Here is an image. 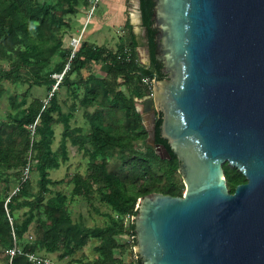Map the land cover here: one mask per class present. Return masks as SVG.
I'll return each mask as SVG.
<instances>
[{
	"label": "water",
	"instance_id": "water-1",
	"mask_svg": "<svg viewBox=\"0 0 264 264\" xmlns=\"http://www.w3.org/2000/svg\"><path fill=\"white\" fill-rule=\"evenodd\" d=\"M154 2L156 58L166 78L153 79L152 95L185 192L138 200L137 259L264 264V0ZM146 130V143L170 159L156 144L154 118ZM225 163L246 179L233 193Z\"/></svg>",
	"mask_w": 264,
	"mask_h": 264
},
{
	"label": "trees",
	"instance_id": "trees-1",
	"mask_svg": "<svg viewBox=\"0 0 264 264\" xmlns=\"http://www.w3.org/2000/svg\"><path fill=\"white\" fill-rule=\"evenodd\" d=\"M63 1L68 4L71 0ZM154 9V0H139L141 23L146 30V45L150 52L149 65L139 62L136 40H132L128 47L117 53L106 46L87 42L75 52L69 49L63 63L55 69L56 73L63 72L64 76L60 82L51 80V85L55 87L49 101L44 103L38 99L34 100L22 111L23 117L19 129L25 140V149L31 151L29 159L17 157L15 160V154L11 151L0 150V173L5 166L9 168L22 166L29 172L37 171L40 176V192H45L50 184L56 185L62 182L52 181L49 177V170L58 169L67 159L64 142L58 152L51 150L54 139L53 126L57 123L53 114L60 110L57 103V90L65 83L72 84L70 79L72 73L80 74L81 70L89 64L102 63L104 64L100 70L102 77L94 75L88 79L80 77L77 83V89L84 90L81 100L83 105L104 107L91 117L90 131L84 133L80 128L70 129L67 121H63L65 125L63 141L69 139L92 159V172L84 178L75 177V192L87 198L91 196L95 185L105 183L101 199L120 215H130V217L136 215L135 206L138 200L148 193L158 192L180 197L183 195L184 185L177 178L180 174L178 172L180 162L167 141L160 135L162 116L155 120L156 143L163 144L168 149L170 159H161L150 154L149 151L152 148L146 145L148 132L143 125L141 114L136 110L134 101V98H143L152 93V90L145 85L144 79L160 81L166 78L162 72L163 63L156 58L155 37L158 31L152 27ZM9 16L19 19V22L15 26L11 23L0 24V46L8 51H14L20 45L24 48V51H18L21 59L20 63L15 65L16 68L44 66L46 58L43 54L44 48L36 40H42L54 26L59 28L64 24L56 7L36 0L34 2L32 0H0V21H8ZM127 28L130 32L131 26L128 25ZM132 38L134 39L133 34ZM1 95L0 88V97ZM118 112L124 115L125 123L117 117ZM28 126H33L37 139L30 136L31 131L27 129ZM111 149L120 155L124 166H139L146 170L162 171L167 177L166 182L162 183L160 181L162 176L158 177L156 174L151 184L142 189L127 184L121 177L107 169L106 155ZM223 168L231 193L238 185L246 183L243 174L235 167H229L228 163H225ZM26 187L27 183H22L21 188L18 189L19 193L9 196L6 204L0 201V244H9L11 248L13 235L21 240L25 230V227L15 222L12 224L10 219L14 220L13 210L27 205L19 201ZM67 200V196L61 194L47 201L42 209L46 215V230L35 245L25 246L22 253H34L35 246H41L48 253H54L59 248L68 246V243L73 245L74 250L80 249L89 239L94 238L101 240V244L96 247L99 257L91 264H122V261L115 257L114 249L118 248L115 237L124 231L123 225L118 226L114 219H112L113 224L105 228H87L73 224L68 216ZM134 228V221H131L130 233L136 242ZM10 264H32V262L24 254H16ZM136 264H143L140 258Z\"/></svg>",
	"mask_w": 264,
	"mask_h": 264
},
{
	"label": "rangeland",
	"instance_id": "rangeland-1",
	"mask_svg": "<svg viewBox=\"0 0 264 264\" xmlns=\"http://www.w3.org/2000/svg\"><path fill=\"white\" fill-rule=\"evenodd\" d=\"M36 1L54 5L64 24L59 28L54 26L52 31L46 34L42 40L34 36L37 39L36 41L44 48L43 54L46 57L44 66H33L28 69L16 68L15 65L20 63L21 59L18 51H24V48L20 45L14 51H8L0 46V88L2 90L0 97V150L11 151L15 154V160H17V157L29 159L31 154L30 149H25V140L19 129L23 117L22 111L28 108L34 100L38 99L44 103L49 101L55 87H53V84L51 85V80L55 79L60 82L64 76L63 72L56 73L55 69L63 63L67 51L72 49L75 52L85 42L98 46L104 45L114 53L128 47L129 31L124 26L112 24L108 28L102 25V22L104 24L105 22L106 24L112 22L111 19L106 17L100 22L99 18L107 11V0H102L98 4L86 25L85 21L89 11L87 0H71L68 4L63 0ZM129 2L130 11H128V15L131 17V13L134 12L133 3L135 0ZM18 22L19 19H13L9 16L8 21H0V24L11 23L15 26ZM83 27L81 40L77 47H74L73 38L78 39L80 37ZM142 29L144 30L143 26ZM139 62L143 65H149L146 60V53L142 52L140 54ZM100 64H89L81 70L80 74L72 73L70 75L72 84L65 83L57 90V103L60 110L53 114L57 119V123L53 126L54 139L51 150L58 152L64 142L67 149V159L60 164L58 169L49 170V177L52 181L62 182L56 185L50 184L45 192H40V176L37 171L29 172L27 168L22 166L18 168L5 166L1 171L0 201H4V204H6L9 196L17 195L21 184L26 182L27 187L19 201L27 205L23 208L17 207L12 212L14 220L10 219L11 223L15 222L25 227V230L21 240L13 237L12 248L9 244H0V264L11 263L10 251L14 247L22 251L25 246L35 245L42 238V234L47 227L45 225L46 215L42 212V209L49 199H54L61 194L67 196L68 216L73 224L87 228H105L113 224L112 219L118 226L122 224L124 231L115 237L118 244V248L114 249L115 257L121 260L122 264H136L138 261L133 236L130 233L132 217L130 215H120V213L113 210L112 206L101 199V194L106 186L105 183L95 185L91 196L87 198L75 192V177L84 178L92 172V159L80 151L69 139L63 141L64 120L67 121L70 129L80 128L82 132L86 133L90 131L91 117L96 111L104 108L100 105L91 107L83 105L81 100L84 96V90L77 89L80 77L84 79H88L91 75L102 77L100 70L104 64ZM50 88H52L51 91ZM150 89L153 92V86ZM134 101L136 102V110L142 116L145 128L149 127L151 118H154V120L159 118V112L155 108L152 93L143 98H134ZM117 117L122 119L124 123L126 122L121 112H118ZM27 129L31 131L30 136H34L35 139L38 138L34 135L33 126H28ZM146 145L151 147L147 143ZM141 148L144 149L143 146ZM151 148L150 154L159 157L155 148ZM106 166L108 171L115 173L127 184L138 189L149 186L152 180L156 178V174L158 177L162 176V180H160L162 183L167 180L162 171L146 170L139 166H124L120 155L112 149L106 155ZM228 166L232 167L229 164ZM177 178L183 184L180 174ZM183 191L185 192V186ZM137 204L135 210L138 208ZM100 244L101 240L93 238L89 239L86 245L80 249L74 250L73 245L68 243V246L61 247L54 253H48L41 246H35L36 249L32 254L47 259L51 264H91L99 257L96 247Z\"/></svg>",
	"mask_w": 264,
	"mask_h": 264
},
{
	"label": "crops",
	"instance_id": "crops-1",
	"mask_svg": "<svg viewBox=\"0 0 264 264\" xmlns=\"http://www.w3.org/2000/svg\"><path fill=\"white\" fill-rule=\"evenodd\" d=\"M130 0H107V11L99 18L100 22L103 21V19L109 18L112 20V22H109V24H105L102 22V25L107 26L108 28L111 27L112 24H119L120 26H124L127 31V26H131V31L128 32V45L129 43L133 41H137L138 45L136 46V50L138 52V56L140 57V54L145 53V48L147 47L146 43V30H141L142 23H141V17H140V10H139V1L135 0L134 4V12L131 13V17L128 15L130 11ZM107 14V15H106ZM134 36V39L132 38V34ZM105 34V33H104ZM104 36V35H103ZM100 46V45H99ZM104 46V45H101Z\"/></svg>",
	"mask_w": 264,
	"mask_h": 264
},
{
	"label": "built area",
	"instance_id": "built-area-1",
	"mask_svg": "<svg viewBox=\"0 0 264 264\" xmlns=\"http://www.w3.org/2000/svg\"><path fill=\"white\" fill-rule=\"evenodd\" d=\"M88 1V7H89V11H88V14H87V19L85 21V25L87 24V22L90 20L91 16L94 14L98 4L102 1V0H87ZM84 25V27H85ZM84 27L80 33V37L77 39V38H73V45L74 47H77V45L79 44L80 40H81V37H82V33H83V30H84ZM144 83H146V85L151 88L153 86V79H149V78H146L143 80ZM133 219V217H132ZM13 237L15 238V236L13 235ZM16 254H24L27 259L32 262L33 264H51L50 261H48L47 259H44L42 257H38L32 253H22V251L18 250L16 247H14V249H12L10 251V259L12 260L13 256L16 255Z\"/></svg>",
	"mask_w": 264,
	"mask_h": 264
},
{
	"label": "flooded vegetation",
	"instance_id": "flooded-vegetation-1",
	"mask_svg": "<svg viewBox=\"0 0 264 264\" xmlns=\"http://www.w3.org/2000/svg\"><path fill=\"white\" fill-rule=\"evenodd\" d=\"M154 101V100H153ZM159 112V111H158ZM160 114H161V112H160ZM148 115V114H147ZM161 116H162V114H161ZM156 144H159V143H156Z\"/></svg>",
	"mask_w": 264,
	"mask_h": 264
}]
</instances>
